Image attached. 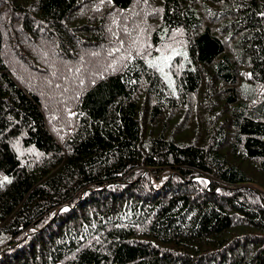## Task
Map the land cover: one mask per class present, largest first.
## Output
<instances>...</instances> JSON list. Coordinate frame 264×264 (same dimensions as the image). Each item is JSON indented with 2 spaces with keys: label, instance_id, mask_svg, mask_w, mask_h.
Masks as SVG:
<instances>
[{
  "label": "trees",
  "instance_id": "1",
  "mask_svg": "<svg viewBox=\"0 0 264 264\" xmlns=\"http://www.w3.org/2000/svg\"><path fill=\"white\" fill-rule=\"evenodd\" d=\"M4 176L0 264H264V0H0Z\"/></svg>",
  "mask_w": 264,
  "mask_h": 264
},
{
  "label": "rangeland",
  "instance_id": "2",
  "mask_svg": "<svg viewBox=\"0 0 264 264\" xmlns=\"http://www.w3.org/2000/svg\"><path fill=\"white\" fill-rule=\"evenodd\" d=\"M177 50H178V47H173L169 43L162 44V46H160L159 44H156L153 46V48L151 50H149L148 53L144 54V56L147 60H151L152 62H155V64L158 65V67L160 69L163 68L162 73L165 77V80L166 81L168 80L170 83H171V81L167 77V74H169V73L165 69V66L169 64V61H165L163 59V57L172 56L173 54H168V52L177 53L178 52ZM159 181L160 180H158L157 182H159ZM206 182L208 183L207 180H206Z\"/></svg>",
  "mask_w": 264,
  "mask_h": 264
},
{
  "label": "snow or ice",
  "instance_id": "3",
  "mask_svg": "<svg viewBox=\"0 0 264 264\" xmlns=\"http://www.w3.org/2000/svg\"><path fill=\"white\" fill-rule=\"evenodd\" d=\"M163 59H164L165 61H170V60L172 59V57H171V56H167V57H163ZM149 63L152 64L153 66H155V62H151V61H150ZM160 71L163 72V68H161ZM4 182L11 183V180H10L7 176H4V177H3V180L0 181V187L3 186V183H4Z\"/></svg>",
  "mask_w": 264,
  "mask_h": 264
}]
</instances>
